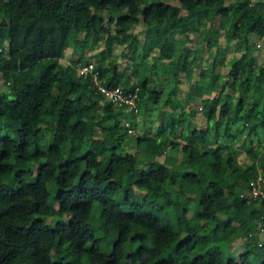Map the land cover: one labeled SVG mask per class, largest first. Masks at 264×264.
I'll return each instance as SVG.
<instances>
[{"label": "trees", "instance_id": "16d2710c", "mask_svg": "<svg viewBox=\"0 0 264 264\" xmlns=\"http://www.w3.org/2000/svg\"><path fill=\"white\" fill-rule=\"evenodd\" d=\"M215 18L226 20L223 31ZM76 30L88 33L90 51L78 65L92 63L108 88L136 90L137 111L113 105L90 74L62 61ZM114 45L131 66L118 68ZM259 47L264 0H0V101L15 102L17 121L0 117V264H264V198L249 189L264 177ZM44 58L54 61L17 93L15 72ZM213 92L196 127L195 103ZM161 101L172 108L151 134L145 118ZM168 151L183 155L158 159ZM249 204L252 218L240 224L230 212Z\"/></svg>", "mask_w": 264, "mask_h": 264}, {"label": "rangeland", "instance_id": "374dc122", "mask_svg": "<svg viewBox=\"0 0 264 264\" xmlns=\"http://www.w3.org/2000/svg\"><path fill=\"white\" fill-rule=\"evenodd\" d=\"M212 24H214L215 26H220L221 30L223 31L225 29V24H226V20L225 19H219V18H215L211 20ZM139 30V27L136 25L134 27V31L137 32ZM73 37H74V41L73 43L67 48L66 50V56L62 59V61H66V62H70L71 64L74 65H78L79 62L84 61L90 51L88 50L89 47V35L86 31H74L72 33ZM191 40L190 42L187 43V46L193 48V50L195 49V36L191 35L190 36ZM254 41L257 42V44H260V41H257L256 39H254ZM259 42V43H258ZM219 44L221 45H228L229 42L227 40H225V36L222 34L219 37ZM216 48V46L212 47V50H214ZM101 49V47L99 48V50ZM124 50L122 48V46L119 45H114L113 47V56L116 58V60L118 61V68L119 69H123L126 66H131L132 61L131 59H129V57L127 55H122L120 54V51ZM124 52H126V50H124ZM208 52H209V48L204 44L203 48H202V57L203 59L208 58ZM257 53L260 55V62H262L264 60V49L263 47H259ZM237 55L234 51H231L227 54V60L230 63L231 62V57ZM54 61L53 58H44L38 62H36L33 66H31L29 69L24 70V71H16L14 74V81H15V85L17 88V93H22L26 90V87L28 84H30V82L36 81L42 71L44 70V67L46 66V64H48L49 62ZM227 67L226 66H222V65H218V70H223L224 72L227 71ZM129 73H131V71H128ZM197 73V72H196ZM131 80L134 81L137 79V73H131ZM166 74L164 72H162L161 70L156 71V73L154 74L155 80L157 81H164L166 78ZM180 86L182 87L183 91H186V89L188 88V84L185 81H182V83L180 84ZM0 90L1 91H7V88L5 85H3V79L0 76ZM178 96H181V94H178ZM177 96V97H178ZM215 96V92L212 93V95H206L205 97H203L201 100L197 99L196 101V105L197 107V111L196 114L194 116L193 122L194 125L196 127H203L206 124L205 121V117L203 115V112L201 110V107H204L205 109L208 108L209 106H214L213 104V98ZM163 100V98H162ZM181 104L177 101H175V107L176 109H180ZM15 108V102L13 100H9V101H0V117H1V122L3 124H14L17 123L16 120L12 119V110ZM172 106L171 104H167L166 107L162 106V101L158 104H155L151 107V109L148 111L147 113V117L145 118V121L151 125L150 128V133L153 134L154 130L156 129V125L160 122V120L156 117L159 113L165 111V110H171ZM151 116L152 118H154L153 123H150L149 121V117ZM138 122H141L140 117L137 118ZM135 134L137 135H142L140 129H137ZM130 151H134V148H130ZM182 153L176 152V151H168L166 153H162V152H158V159L159 160H164L167 163L170 164H174L175 162H177L178 158L180 156H182ZM196 162H199V160H197ZM168 197L167 193L162 194V198L165 199ZM252 211H253V205L249 204L245 209L241 210V211H232L230 212L231 216L236 219L237 222H239L240 224H246V222H248L251 218H252ZM59 213V211H58ZM190 215V214H189ZM181 220L182 222L175 224V229L179 230L182 227H185V222L187 221V216L186 215H182L181 216ZM91 218H87L85 221V226L89 227L90 223H91ZM99 235H101L100 232H98ZM212 239L213 242L217 241V235L216 233H212ZM260 238L262 240H264V230L260 231L259 234ZM244 246V240L241 237H237L236 239H234L231 242V251L237 255V253H239ZM69 258H73V255L68 254Z\"/></svg>", "mask_w": 264, "mask_h": 264}, {"label": "built area", "instance_id": "2783aa9c", "mask_svg": "<svg viewBox=\"0 0 264 264\" xmlns=\"http://www.w3.org/2000/svg\"><path fill=\"white\" fill-rule=\"evenodd\" d=\"M77 69L79 74H90L96 88L101 93H103L104 96L108 98L113 105L119 107L123 106L128 110H133L134 112L137 111L136 90L125 91L122 90L119 86L110 88L106 87L103 82L100 81L98 77V72L95 70L94 65L92 63L86 65H78ZM249 189L250 194L253 197L256 198L259 196L264 198V177L262 175H258L256 179L250 180Z\"/></svg>", "mask_w": 264, "mask_h": 264}]
</instances>
